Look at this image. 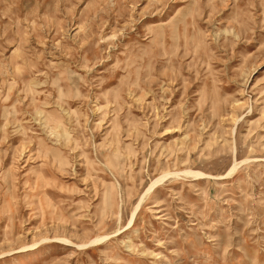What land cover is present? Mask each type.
<instances>
[{
    "label": "rangeland",
    "instance_id": "rangeland-1",
    "mask_svg": "<svg viewBox=\"0 0 264 264\" xmlns=\"http://www.w3.org/2000/svg\"><path fill=\"white\" fill-rule=\"evenodd\" d=\"M0 264H264V0H0Z\"/></svg>",
    "mask_w": 264,
    "mask_h": 264
},
{
    "label": "bare ground",
    "instance_id": "bare-ground-1",
    "mask_svg": "<svg viewBox=\"0 0 264 264\" xmlns=\"http://www.w3.org/2000/svg\"><path fill=\"white\" fill-rule=\"evenodd\" d=\"M100 241V240H99Z\"/></svg>",
    "mask_w": 264,
    "mask_h": 264
}]
</instances>
